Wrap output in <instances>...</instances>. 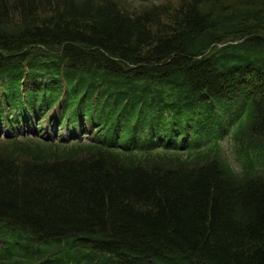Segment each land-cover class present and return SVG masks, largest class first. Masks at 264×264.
Instances as JSON below:
<instances>
[{"label":"trees","instance_id":"trees-1","mask_svg":"<svg viewBox=\"0 0 264 264\" xmlns=\"http://www.w3.org/2000/svg\"><path fill=\"white\" fill-rule=\"evenodd\" d=\"M143 1L0 0V264H264V0Z\"/></svg>","mask_w":264,"mask_h":264},{"label":"rangeland","instance_id":"rangeland-1","mask_svg":"<svg viewBox=\"0 0 264 264\" xmlns=\"http://www.w3.org/2000/svg\"><path fill=\"white\" fill-rule=\"evenodd\" d=\"M162 2H175L176 0H160ZM124 3H126L127 8L133 9V10H141V8H143V6H146L142 1H136V0H124Z\"/></svg>","mask_w":264,"mask_h":264}]
</instances>
